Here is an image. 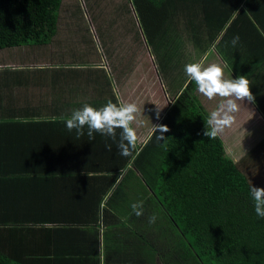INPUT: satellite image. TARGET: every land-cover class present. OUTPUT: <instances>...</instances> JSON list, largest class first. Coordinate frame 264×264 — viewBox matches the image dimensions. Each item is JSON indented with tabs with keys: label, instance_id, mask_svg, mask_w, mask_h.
I'll list each match as a JSON object with an SVG mask.
<instances>
[{
	"label": "crops",
	"instance_id": "obj_1",
	"mask_svg": "<svg viewBox=\"0 0 264 264\" xmlns=\"http://www.w3.org/2000/svg\"><path fill=\"white\" fill-rule=\"evenodd\" d=\"M207 1L215 2V10L222 12L224 0ZM235 1L241 3L240 8L228 18L223 13L219 25L212 19V26L201 11L172 9L176 21L169 24L164 39L157 40L156 45L146 42L130 0H118L121 7L114 12H120V17L112 26L101 28L98 39L102 44L95 43V37L91 39L90 31L85 33L70 26L66 37H54L48 44L0 49V232H4L0 240L19 250L22 243L32 240L34 228L45 226L55 231L56 226L65 225L70 211H75L77 195L83 191L86 198L93 191L94 186L85 180L86 176L98 180V185L103 179L113 184L100 209L107 207V199L122 185L130 192L126 193L124 188L111 203L113 209H127L135 203L133 190L141 189L139 172L130 173L125 164L132 162L137 152L132 150L131 155L121 156L110 138L95 133V138L89 139L87 127L85 134L77 137L75 130H67L65 121L85 103L99 108L108 101L131 102L130 93L144 88L140 79H134L142 57L149 66L159 61L164 67L166 86L158 102L151 103L154 124L147 125L144 113V117L137 114L132 125L137 132L138 151L150 140L153 126L164 124L171 108L167 89L181 83L182 90L190 81L184 66L200 61L227 64L225 78L243 75L250 81L255 102L238 101L240 107L234 123L220 132L222 139L229 141L225 147L228 145L234 161L240 164L248 155L253 146L251 141H261L264 146V0H229V3ZM68 16L74 17L71 10ZM187 21L195 22L200 37L195 31H187V25L183 26ZM237 34L240 42L233 47L231 40ZM156 50L161 51L159 55H154ZM150 89L155 90L154 84ZM196 95L202 101H221L220 97L212 100L204 97L197 86ZM106 144L112 145L111 151ZM259 161L248 155L241 170H255L258 176L264 169L258 165ZM111 177L115 179L112 181ZM41 209L51 213L45 217ZM110 214L114 216V212ZM99 229L103 237L104 227ZM100 260L102 264V249Z\"/></svg>",
	"mask_w": 264,
	"mask_h": 264
},
{
	"label": "trees",
	"instance_id": "obj_2",
	"mask_svg": "<svg viewBox=\"0 0 264 264\" xmlns=\"http://www.w3.org/2000/svg\"><path fill=\"white\" fill-rule=\"evenodd\" d=\"M77 1L95 43L102 44L101 28L120 17L114 12L121 7L118 0H0V49L48 43L58 29L62 3L76 20L81 18ZM224 1L218 12L215 2L207 0H130L150 46L163 40L169 24L175 23L172 9L201 11L209 26L212 19L219 25L223 13L228 18L241 5ZM247 7L252 11L249 3ZM210 113L196 95L195 82L189 81L165 116L163 125L169 130L164 139H157V131L139 151L133 150L135 158L125 166L130 173L139 172L141 189L132 195L135 203L142 202V216L135 215L132 205L113 209L111 203L125 185L116 188L107 207L100 209L113 184L103 179L98 185V180L86 176L93 191L86 198L83 191L77 195L69 221L56 226V233L45 226L34 228L32 240L19 250L1 239L0 264H101V249L102 264H264V220L257 217L250 195L251 187L264 181L252 178L253 171L241 170L242 163L228 153L224 142L229 141L220 133L215 138L205 135ZM260 173L264 176V170ZM41 210L45 217L51 213ZM152 215L155 223H149Z\"/></svg>",
	"mask_w": 264,
	"mask_h": 264
},
{
	"label": "clouds",
	"instance_id": "obj_3",
	"mask_svg": "<svg viewBox=\"0 0 264 264\" xmlns=\"http://www.w3.org/2000/svg\"><path fill=\"white\" fill-rule=\"evenodd\" d=\"M239 42L240 37L237 34L232 38L231 45L236 47ZM226 67L227 64L221 62L205 64L204 61L188 63L184 66L186 75L190 81L195 82L199 93L209 100L216 97L221 98L220 103L200 100L203 106L206 103H214L213 106L209 107L212 112L208 119L209 128L205 132V135L209 138H215L226 127H230L234 123L235 114L240 107L238 101L255 102V96L250 88V81L246 76L225 78L224 68ZM138 112V105L134 102L113 103L108 101L99 108L85 103L81 108L73 110L71 117L65 121V126L70 132L75 130L77 137L85 134V127H87L89 139H94L95 133L108 137L116 143L119 155L127 157L131 155V151L135 149L137 144V132L132 125L136 121ZM156 116L159 119L158 106ZM117 129L120 130L119 134ZM168 130V127L163 124L153 126L152 129L153 133L159 131L160 135L156 136L158 140L164 139L163 133ZM105 147L108 151L112 149L111 144H106ZM250 195L257 217L264 220V187L252 186ZM132 209L137 217L143 215L142 202L132 204ZM148 219L149 223H155L157 217L152 215Z\"/></svg>",
	"mask_w": 264,
	"mask_h": 264
},
{
	"label": "rangeland",
	"instance_id": "obj_4",
	"mask_svg": "<svg viewBox=\"0 0 264 264\" xmlns=\"http://www.w3.org/2000/svg\"><path fill=\"white\" fill-rule=\"evenodd\" d=\"M78 6H79V2L77 1ZM178 9L182 10L179 6V4L177 5ZM80 8V6H79ZM185 12H188V10H184ZM65 13V15H64ZM70 13V9L68 6H66L65 4L63 5V9L60 8L59 11V15H61V17L59 18V23H58V30L56 31V33L54 34V36L51 38V40L48 43H51L52 40L54 39V37L59 38V37H66L67 36V32H68V28L70 26H75L76 28L80 29V30H84L85 33L92 31V27H90L88 25V23L86 22L83 12L80 8V11L78 12L77 16H80L81 18H77V20L75 19V17H69ZM181 20V19H180ZM187 25V31L189 32V30L195 31L194 33H197L200 37V34L197 32L196 29H198V26L195 24V22L193 21H187L186 24ZM59 31V32H58ZM83 33V34H85ZM64 35V36H63ZM82 36V35H80ZM94 37V34L91 35V39ZM46 43V44H48ZM155 55V53H154ZM161 64L159 63V61L156 64V61L153 63V65H148L145 62V59H143L142 57V62L139 68V71L135 70L134 72L136 73L134 79L136 81V79H140L143 82L144 88L142 89H137L135 91V93H130L129 97L131 100V102H134L138 105L139 108V112L138 115L144 117V113H147V118H146V123L147 125H153L154 124V120H151V116L153 114H151V112H153L154 106L151 104L152 101L154 102H158L160 96L164 95L165 92V86H166V81H165V72H164V67L162 68L160 66ZM122 69H133V66H121ZM153 75V76H149V75ZM152 77L154 79V83H152ZM154 84V89L155 90H151L150 89V85ZM165 85V86H164ZM181 88V83H177L174 84L173 87H171L170 89H167L169 94H170V105L172 103V101L175 99L176 95L178 94L179 90ZM151 97H155V99H150ZM214 103H206V105L208 107L213 106ZM236 129H238V126H236ZM257 130L261 133L260 128L257 127ZM253 142V146L251 148L248 149V155H250V157L257 159V160H264V146L261 144V141H251ZM225 144H227V142H224ZM226 150L229 151V147L228 145H226ZM247 155V156H248ZM246 156V157H247ZM245 157V158H246ZM242 165L244 164V162H241ZM258 165L264 167V163H260L258 162ZM264 170V169H263ZM251 174L257 176V172L255 170H253V173L250 172ZM251 174H248L249 177H251ZM252 178H257L258 180H260V182L264 181V176L263 174H258L257 177L252 176ZM260 187H264V183H262L260 185ZM142 191V190H141ZM140 191L141 195L142 192Z\"/></svg>",
	"mask_w": 264,
	"mask_h": 264
},
{
	"label": "water",
	"instance_id": "obj_5",
	"mask_svg": "<svg viewBox=\"0 0 264 264\" xmlns=\"http://www.w3.org/2000/svg\"><path fill=\"white\" fill-rule=\"evenodd\" d=\"M174 100H175V99H174ZM174 100H173V101H174ZM173 101H172V102H173ZM171 105H172V103H171Z\"/></svg>",
	"mask_w": 264,
	"mask_h": 264
}]
</instances>
